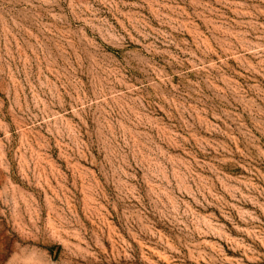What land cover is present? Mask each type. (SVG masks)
<instances>
[{
    "label": "rangeland",
    "instance_id": "1",
    "mask_svg": "<svg viewBox=\"0 0 264 264\" xmlns=\"http://www.w3.org/2000/svg\"><path fill=\"white\" fill-rule=\"evenodd\" d=\"M0 264H264V0H0Z\"/></svg>",
    "mask_w": 264,
    "mask_h": 264
}]
</instances>
